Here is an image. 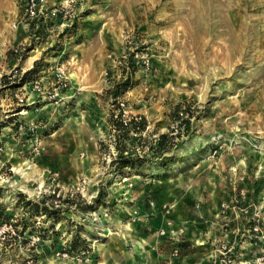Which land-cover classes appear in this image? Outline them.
<instances>
[{
    "label": "rangeland",
    "instance_id": "obj_1",
    "mask_svg": "<svg viewBox=\"0 0 264 264\" xmlns=\"http://www.w3.org/2000/svg\"><path fill=\"white\" fill-rule=\"evenodd\" d=\"M43 3L31 21L21 0H0V264H264V0ZM127 52L135 71L116 101L125 117L142 116L151 138L192 119L165 166L123 178L110 163L105 92ZM57 68L66 87L34 99L25 84L43 77L50 92ZM18 193L85 204L42 244L10 226ZM75 226L87 251L69 255Z\"/></svg>",
    "mask_w": 264,
    "mask_h": 264
},
{
    "label": "trees",
    "instance_id": "obj_2",
    "mask_svg": "<svg viewBox=\"0 0 264 264\" xmlns=\"http://www.w3.org/2000/svg\"><path fill=\"white\" fill-rule=\"evenodd\" d=\"M119 64L121 65V77L114 82L110 90L105 92L106 97L112 102L107 110L106 123L107 133L113 148V152L109 154L110 163L115 166L112 170L124 178L131 173L141 175L140 167L149 163L163 162L165 166L172 150L180 146L181 142H177L176 139L182 134L183 136L189 135L192 116L186 114L185 118H180L182 130L161 133L156 138H151L146 131V120L142 116L125 117L124 104H116L117 98L131 87L135 71L133 54L127 52L126 55L121 56ZM179 109L180 105H176L174 116L177 119ZM100 144L103 145L102 142ZM95 199L99 204L101 201L100 192ZM84 204L80 194L70 198L52 193L43 194L39 199H28L22 193H18L15 208L19 209L20 216H16L14 222H10V226L17 238L22 239L25 236L36 235L40 243L43 244L46 241H51V237L55 234V223L62 219L61 216L65 212L71 209H80ZM36 218H41L39 222L48 224V227L37 228L34 224ZM51 244L53 245L54 241ZM64 245L63 249L69 255H79L87 251V242L81 236V228L75 226L74 230L69 233V239H66Z\"/></svg>",
    "mask_w": 264,
    "mask_h": 264
},
{
    "label": "built area",
    "instance_id": "obj_3",
    "mask_svg": "<svg viewBox=\"0 0 264 264\" xmlns=\"http://www.w3.org/2000/svg\"><path fill=\"white\" fill-rule=\"evenodd\" d=\"M24 3V13L25 16L31 20L36 21L43 15H45V8L43 0H21ZM22 70L14 69L11 73L7 75L8 80L11 82L18 83L20 81V78L23 75ZM65 76L63 75V72L60 68H57L54 72V81L56 86H54L50 92H45V86L43 85V77L33 80L30 83H26V86H29V89L31 92H35L39 97H50L54 98L58 95L59 90H62L66 87V80ZM19 80V81H18ZM23 87V86H22ZM24 88V87H23ZM18 105H22L23 97L16 96Z\"/></svg>",
    "mask_w": 264,
    "mask_h": 264
},
{
    "label": "crops",
    "instance_id": "obj_4",
    "mask_svg": "<svg viewBox=\"0 0 264 264\" xmlns=\"http://www.w3.org/2000/svg\"><path fill=\"white\" fill-rule=\"evenodd\" d=\"M33 52H34V50H33ZM30 53V52H29ZM29 53H28V55H29ZM31 57V56H30ZM37 59V56H33V58L30 60L31 62H34L35 60ZM31 62H29V63H31ZM29 63H27V64H29ZM32 65V64H31ZM31 65H28V66H26V68L25 69H29L30 67H32ZM40 73H44V71H40ZM1 76V75H0ZM5 87H6V85H1L0 86V89H1V91H0V99H1V101H4V100H7V91L9 90V89H5ZM15 87H17V86H15ZM3 89H5V90H3ZM13 91H10L9 92V94L11 95L12 94V92H16L17 90H18V88H14V89H12ZM27 90H29L30 91V89L28 88ZM28 92V91H27ZM32 95H33V97H34V99H38L39 100V102L40 101H42V100H40L39 99V96L35 93V92H32ZM13 115V114H12Z\"/></svg>",
    "mask_w": 264,
    "mask_h": 264
}]
</instances>
